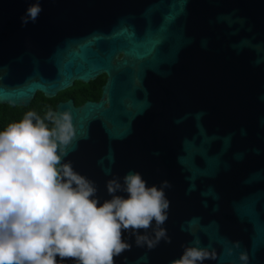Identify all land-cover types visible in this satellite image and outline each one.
Masks as SVG:
<instances>
[{"label":"water","instance_id":"water-1","mask_svg":"<svg viewBox=\"0 0 264 264\" xmlns=\"http://www.w3.org/2000/svg\"><path fill=\"white\" fill-rule=\"evenodd\" d=\"M35 2L0 0V105L104 74L97 101L50 110L73 118L62 163L99 204L126 199L135 173L169 201L166 237L137 244L155 221L123 230L114 264H172L187 247L215 251L203 264H264V0H39L23 23Z\"/></svg>","mask_w":264,"mask_h":264},{"label":"clouds","instance_id":"clouds-1","mask_svg":"<svg viewBox=\"0 0 264 264\" xmlns=\"http://www.w3.org/2000/svg\"><path fill=\"white\" fill-rule=\"evenodd\" d=\"M41 11L36 0L22 22H34ZM72 121L68 110L50 111L43 119L28 112L0 131V264H58L57 257L114 264V257L130 248L123 230H147L155 221V238L137 235V244L152 248L166 237L160 226L169 201L161 188L147 187L138 173L128 174L123 188L128 197L114 195L99 204L92 183L62 163L75 136ZM107 187L109 193L121 189L116 180ZM216 258L214 250L187 247L172 264ZM239 258L247 261L245 253Z\"/></svg>","mask_w":264,"mask_h":264},{"label":"trees","instance_id":"trees-1","mask_svg":"<svg viewBox=\"0 0 264 264\" xmlns=\"http://www.w3.org/2000/svg\"><path fill=\"white\" fill-rule=\"evenodd\" d=\"M105 82L102 74L88 83L75 81L68 89L59 92L55 97L45 98L41 92H37L27 107L0 105V131H3L10 123L19 122L28 112H34L39 117H44L49 110L54 109L59 101L69 98L74 100L75 105H80L86 100H98L101 93V85ZM52 125L49 124V127Z\"/></svg>","mask_w":264,"mask_h":264},{"label":"flooded vegetation","instance_id":"flooded-vegetation-1","mask_svg":"<svg viewBox=\"0 0 264 264\" xmlns=\"http://www.w3.org/2000/svg\"><path fill=\"white\" fill-rule=\"evenodd\" d=\"M105 80H106V76H105ZM100 98V97H99ZM72 99V98H71ZM91 100V99H90ZM93 101H97V100H93ZM52 110V109H51ZM50 111V110H49ZM48 111V112H49ZM38 116V115H37ZM45 117V116H44ZM44 117H40V118H44Z\"/></svg>","mask_w":264,"mask_h":264}]
</instances>
